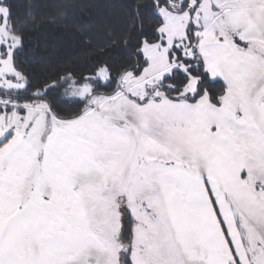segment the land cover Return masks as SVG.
Wrapping results in <instances>:
<instances>
[{
  "label": "snow or ice",
  "instance_id": "6c2138e0",
  "mask_svg": "<svg viewBox=\"0 0 264 264\" xmlns=\"http://www.w3.org/2000/svg\"><path fill=\"white\" fill-rule=\"evenodd\" d=\"M144 7L127 61L37 85L0 0V264H264V0Z\"/></svg>",
  "mask_w": 264,
  "mask_h": 264
},
{
  "label": "trees",
  "instance_id": "16d2710c",
  "mask_svg": "<svg viewBox=\"0 0 264 264\" xmlns=\"http://www.w3.org/2000/svg\"><path fill=\"white\" fill-rule=\"evenodd\" d=\"M17 13L28 23L27 47L20 63L34 84L42 83L63 69L86 71L97 62L119 65L135 50L132 29L140 27L134 15L140 9L147 29L152 21L151 0H16ZM214 88L219 85L213 84ZM130 227V225H129Z\"/></svg>",
  "mask_w": 264,
  "mask_h": 264
}]
</instances>
